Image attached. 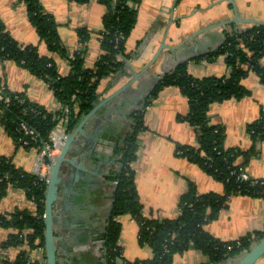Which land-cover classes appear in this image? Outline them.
I'll list each match as a JSON object with an SVG mask.
<instances>
[{
  "label": "crops",
  "instance_id": "crops-1",
  "mask_svg": "<svg viewBox=\"0 0 264 264\" xmlns=\"http://www.w3.org/2000/svg\"><path fill=\"white\" fill-rule=\"evenodd\" d=\"M41 2L44 13L52 15L58 25L67 56L49 51L29 21L26 6L17 0H0V19L7 32L20 45L37 46L42 56L53 57L61 75L69 74L70 61L81 51L85 53L86 66L92 68L102 54L99 33L104 27L106 6L98 0L83 4L74 0ZM136 8L137 23L127 39L125 56L120 58L124 66L101 82L96 106L132 84L86 122L67 155L72 164L65 163L62 170L59 200L54 207L59 264H107L103 236L114 205V187L108 177L118 167L120 158L116 147L132 132L133 112L142 107L149 92L164 75L182 63H187L189 73L197 78L228 75L226 56L210 60L208 55L226 41L228 33L253 26L240 20L264 22V0H142ZM79 29H86L90 34L86 47L81 42ZM136 73L140 77L134 79ZM0 81L11 91L25 93L30 101L50 111L63 109L44 79L15 62L0 61ZM243 83L252 95L213 104L210 118L214 124L224 126L226 148L254 151L246 172L251 178L264 179V141H254L247 130L249 124L264 117V85L255 73ZM189 111L188 100L177 87L163 89L146 109V129L139 135L138 157L133 163L135 185L146 217H179L180 198L187 192L189 182L196 185L200 194H225L223 183L177 154L178 145L198 146L197 132L184 120ZM62 127L63 124L58 132H63ZM107 143L115 144L114 154L103 153L109 149ZM39 152L36 148H17L0 120V156L11 158L26 172L39 174ZM241 162L242 158L238 160ZM34 209L26 193L15 187H9L0 201V214ZM119 221L121 256L117 264L151 260L153 250L140 245L135 220L124 215ZM205 230L223 241L254 237L255 233L264 231V199L234 195ZM11 233V229L0 227V245ZM22 250L12 249L9 255L14 259ZM31 256L47 264L43 251L34 250ZM241 257L229 258L221 264H238ZM208 262L203 252L189 249L176 254L173 264ZM257 264H264V257Z\"/></svg>",
  "mask_w": 264,
  "mask_h": 264
},
{
  "label": "trees",
  "instance_id": "trees-1",
  "mask_svg": "<svg viewBox=\"0 0 264 264\" xmlns=\"http://www.w3.org/2000/svg\"><path fill=\"white\" fill-rule=\"evenodd\" d=\"M89 3L92 0H74ZM142 0H98L106 6L104 27L99 33L102 54L96 64L86 66L84 51L76 53L70 61L68 75H61L53 57L42 56L37 46L20 45L6 30L0 19V61H12L36 77L44 79L65 110L53 112L30 101L25 93L11 91L5 86L11 100L0 101V120L17 148L43 150L51 145V134L68 118V133H71L81 118L90 113L99 99L101 82L120 71L124 63L127 39L137 23V6ZM26 6L27 16L36 32L52 54L67 56L58 25L52 15L43 11L41 0H17ZM81 42L87 45L90 34L78 30ZM226 41L208 55L210 60L226 56L230 73L224 77L197 78L182 63L164 75L149 92L142 107L133 112L134 127L130 134L117 145L118 167L111 171L108 180L114 187V205L110 222L103 236L107 252V264H117L121 256L119 240L122 225L119 218L131 216L139 226V243L149 246L154 257L148 261L132 264H173L174 256L189 249L203 252L209 263L221 264L229 258L248 252L255 243L264 238V231L242 237L236 241H223L208 233L205 227L215 221L234 195H246L264 199V179H239L240 169L246 171L253 150L241 151L225 147L226 131L223 125L214 124L210 118L211 106L215 103L251 96L243 81L255 73L264 85V26L253 25L228 33ZM118 39V40H117ZM168 87H177L187 98L189 114L184 120L198 134V146H177V154L199 165L209 175L223 183L225 194H200L196 185L189 182L187 192L180 198V215L174 219L146 217L135 185L133 163L138 157V138L146 129L145 114L160 92ZM18 97V98H17ZM34 131L35 137L26 135L20 124ZM247 130L254 141H264V117L248 125ZM242 158L243 162L238 163ZM9 187L23 190L34 210H17L0 214V227L11 229L8 239L0 245V264H43L35 261L31 253L45 248L46 239V193L48 183L38 174L18 168L11 158L0 156V201ZM238 242L241 243L238 246ZM232 246V249L229 247ZM22 248L14 259L12 249ZM3 252H6L4 255ZM44 257L47 261L46 252Z\"/></svg>",
  "mask_w": 264,
  "mask_h": 264
},
{
  "label": "water",
  "instance_id": "water-1",
  "mask_svg": "<svg viewBox=\"0 0 264 264\" xmlns=\"http://www.w3.org/2000/svg\"><path fill=\"white\" fill-rule=\"evenodd\" d=\"M241 23H247L252 25L264 26L263 21L258 20H240ZM140 77L138 73L135 74L134 79ZM133 79V80H134ZM132 81V80H131ZM127 85L128 87L131 85ZM127 87V88H128ZM123 87L118 90L112 97H116L127 89ZM111 99H107L97 105L90 113H88L80 123L79 127L70 133L64 142L60 155L55 159L49 177L47 193H46V213H45V225H46V239H45V252L47 256V264H59L57 257V238L55 235V213L54 207L59 200V191L62 182V170L65 163L72 164V161L68 159L67 155L71 149V146L76 142V138L79 133L83 131V127L86 122L91 119L97 111L107 104ZM109 149H105L103 152L106 155H112L115 151L114 143H107ZM264 257V238L255 244L248 252L242 254L238 264H257Z\"/></svg>",
  "mask_w": 264,
  "mask_h": 264
},
{
  "label": "built area",
  "instance_id": "built-area-1",
  "mask_svg": "<svg viewBox=\"0 0 264 264\" xmlns=\"http://www.w3.org/2000/svg\"><path fill=\"white\" fill-rule=\"evenodd\" d=\"M118 40V39H117ZM18 98V97H17ZM11 96L10 93H7V89L5 86L0 87V101L3 102H10ZM63 111L65 110V113L67 114L69 112L68 108H63ZM63 127L62 131L63 132H58L56 129L52 134H51V145H48L45 147L43 150H40L39 158H38V166H39V176L45 180L47 183L49 182V177L51 173V167L54 163V158L57 153H59L60 149L64 146V142L67 139L68 135V118H66L63 121ZM21 129L25 132L26 135L34 136L35 133L34 131L30 130L24 123L20 124ZM240 177L239 179L243 180H249L250 176L247 174V172L244 169H240ZM241 243L238 242V246H240ZM233 247L230 246L229 249H232ZM39 250L45 252V248H39ZM6 252H3L5 255ZM3 258L0 257V261H2ZM28 264H32L31 261L28 262ZM209 264H215V263H209Z\"/></svg>",
  "mask_w": 264,
  "mask_h": 264
},
{
  "label": "rangeland",
  "instance_id": "rangeland-1",
  "mask_svg": "<svg viewBox=\"0 0 264 264\" xmlns=\"http://www.w3.org/2000/svg\"><path fill=\"white\" fill-rule=\"evenodd\" d=\"M249 90V89H248ZM256 96H258V92L256 93ZM262 96V95H261ZM263 97V96H262Z\"/></svg>",
  "mask_w": 264,
  "mask_h": 264
}]
</instances>
